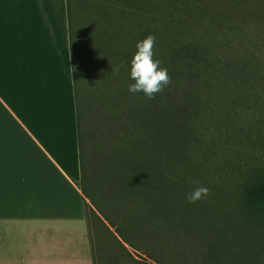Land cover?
I'll use <instances>...</instances> for the list:
<instances>
[{
  "label": "trees",
  "instance_id": "trees-1",
  "mask_svg": "<svg viewBox=\"0 0 264 264\" xmlns=\"http://www.w3.org/2000/svg\"><path fill=\"white\" fill-rule=\"evenodd\" d=\"M218 21L217 37L224 38ZM150 32L147 28L144 36ZM208 50L194 42L175 43L160 58L153 57L173 81L170 102L162 92L151 100L129 93L121 80L133 83L128 69L108 82L99 78L100 84L83 80L79 96L71 51L79 186L87 200V222L96 220L101 237L98 261L89 225L93 264H140L126 246L142 255L144 264H264V207L244 225V197L234 211L216 208L211 200L216 190L191 163L206 130L202 120L210 118L206 97L216 93L219 78ZM194 182L210 194L189 203L186 194L198 186ZM94 195L113 221L96 214ZM108 225L117 227L113 232Z\"/></svg>",
  "mask_w": 264,
  "mask_h": 264
},
{
  "label": "crops",
  "instance_id": "crops-1",
  "mask_svg": "<svg viewBox=\"0 0 264 264\" xmlns=\"http://www.w3.org/2000/svg\"><path fill=\"white\" fill-rule=\"evenodd\" d=\"M121 1L143 12L156 0ZM228 1L217 5L251 0ZM80 5L113 2L0 0V264H93L69 31L70 7Z\"/></svg>",
  "mask_w": 264,
  "mask_h": 264
},
{
  "label": "rangeland",
  "instance_id": "rangeland-1",
  "mask_svg": "<svg viewBox=\"0 0 264 264\" xmlns=\"http://www.w3.org/2000/svg\"><path fill=\"white\" fill-rule=\"evenodd\" d=\"M109 1L112 6L70 7V44L77 94L80 96L83 80L94 85L100 84L101 77L107 82L116 77V69L134 55L136 43L147 37L144 36L147 28L152 30L149 35L156 38L154 56L158 58L175 43L194 42L201 49L209 48L207 53L215 57L210 65L219 67V78L214 85L216 93L210 92L206 97L210 98V105L206 103L209 106L206 115L210 118L202 120L206 130L200 151L191 155V163L216 190V196H211L216 208L234 211L241 203V195L244 197L241 221L249 225L251 217L256 216L253 212L264 207V7L251 3L252 0L219 7L217 0H156L153 7H147L145 2L143 12L141 8L130 12L123 1ZM219 17L224 38L217 37ZM125 70L120 68L123 73ZM121 80L128 89L129 81ZM172 85L173 81L161 93L168 102L173 99ZM172 106L168 107L171 113ZM83 186L88 189L86 180ZM99 198L92 196L96 214L113 221ZM260 220L264 223V217ZM89 225L95 259L99 261L102 247L98 224L91 219ZM108 227L114 232L117 225ZM126 249L140 264L147 262L128 246ZM123 258L124 254L119 256L121 263Z\"/></svg>",
  "mask_w": 264,
  "mask_h": 264
},
{
  "label": "clouds",
  "instance_id": "clouds-1",
  "mask_svg": "<svg viewBox=\"0 0 264 264\" xmlns=\"http://www.w3.org/2000/svg\"><path fill=\"white\" fill-rule=\"evenodd\" d=\"M155 43L156 38L153 35H148L142 41L137 42L135 45L136 51L130 62L122 63L116 69L117 73H119L121 67L128 69L129 77L133 81L129 85V93H141L149 100L154 99L171 83L168 70L160 67V61L153 58ZM194 183L198 186L186 194V200L189 203L206 199L210 194L208 187L199 185V182Z\"/></svg>",
  "mask_w": 264,
  "mask_h": 264
}]
</instances>
